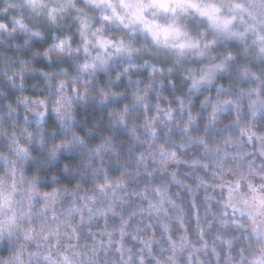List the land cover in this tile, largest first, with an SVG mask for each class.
Listing matches in <instances>:
<instances>
[{
  "label": "clouds",
  "instance_id": "9594fccd",
  "mask_svg": "<svg viewBox=\"0 0 264 264\" xmlns=\"http://www.w3.org/2000/svg\"><path fill=\"white\" fill-rule=\"evenodd\" d=\"M0 264H264V0H0Z\"/></svg>",
  "mask_w": 264,
  "mask_h": 264
}]
</instances>
